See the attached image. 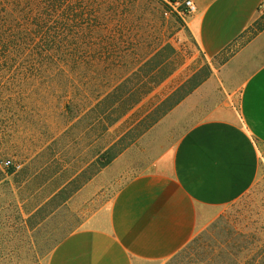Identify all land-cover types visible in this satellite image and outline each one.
Masks as SVG:
<instances>
[{
	"label": "rangeland",
	"instance_id": "obj_1",
	"mask_svg": "<svg viewBox=\"0 0 264 264\" xmlns=\"http://www.w3.org/2000/svg\"><path fill=\"white\" fill-rule=\"evenodd\" d=\"M97 2L105 12L101 14L104 19H96L94 14L70 21L68 27L82 25L85 30L60 38L65 42L62 47L85 51L82 74L68 81V93L61 92L63 82L58 79L34 78L15 56L12 61L0 59V167L4 168L2 163L8 160L15 168L8 184L0 188V258L5 264H33V260L45 264L50 250L129 178L157 160L163 166L168 163L175 143L191 125L228 103L236 106V94L229 99L224 90L227 85L220 78L219 66L230 51L215 59L206 58L182 20L173 14L164 15L159 0ZM111 7L116 10L110 15ZM20 16L10 15L12 19L7 22L13 26L11 30L25 24L32 30L34 21ZM95 24L104 30L114 26V49L108 50L106 35L88 33ZM48 25L57 22L52 20ZM144 40L171 43L180 65L105 131L101 116L84 105L103 89L105 75L116 81L123 67L142 60ZM205 63L211 73L150 125L146 116L150 109ZM111 65L122 68L111 75L107 71ZM116 141L120 153L102 167L100 153ZM263 246L264 164L245 195L201 213L199 229L181 255L161 264H214L219 258L235 255L243 261Z\"/></svg>",
	"mask_w": 264,
	"mask_h": 264
},
{
	"label": "crops",
	"instance_id": "obj_2",
	"mask_svg": "<svg viewBox=\"0 0 264 264\" xmlns=\"http://www.w3.org/2000/svg\"><path fill=\"white\" fill-rule=\"evenodd\" d=\"M193 1L196 10L181 20L206 58L231 52L220 78L236 106L191 125L168 163L157 160L129 178L45 264H161L191 241L201 213L235 202L257 181L264 164V0Z\"/></svg>",
	"mask_w": 264,
	"mask_h": 264
},
{
	"label": "trees",
	"instance_id": "obj_3",
	"mask_svg": "<svg viewBox=\"0 0 264 264\" xmlns=\"http://www.w3.org/2000/svg\"><path fill=\"white\" fill-rule=\"evenodd\" d=\"M97 4V0H15L11 3L0 0V59L12 61L15 56L26 71L31 70L30 74L34 78L58 79L63 82L61 92L68 93V81L82 74L84 68L82 59L85 57V51L81 48L62 47L65 42L60 38L67 33L85 30L82 25L68 27L70 21L85 20L94 14L96 19H104L101 14L105 12H102ZM113 8H110L108 14H114L116 9ZM11 14L21 15L22 20L29 18L34 21L32 30L27 29V24L20 25L15 31L11 30L13 26L7 22L12 19ZM52 20L56 21L57 25H48ZM108 28L104 30V27L95 24L88 28L91 29L88 33L106 35L108 50L111 51L116 46L117 33L113 29L114 26ZM142 47L145 49L142 60L129 65L130 67L128 65L123 67L124 72L116 81L106 79L105 75L103 89L97 91L84 105L86 110L95 111L101 116L105 131L136 108L143 98L162 85L180 65L177 50L169 42L147 43L144 40ZM121 68L111 65L108 66L107 71L108 74L113 75ZM210 73V66L205 63L186 81L162 97L146 115L149 124L153 125L181 102ZM120 151L118 141L104 148L99 156V160H103L102 167L108 165ZM13 174L15 168L11 164L8 167H0V188L8 184V178ZM40 208L42 207L37 211ZM19 216L18 214L16 217ZM183 251L182 249L176 253L173 258H177ZM5 262V259L0 258V264ZM33 262L36 264L37 261L33 260ZM214 264H264V246L243 261L235 255L232 258H219Z\"/></svg>",
	"mask_w": 264,
	"mask_h": 264
},
{
	"label": "built area",
	"instance_id": "obj_4",
	"mask_svg": "<svg viewBox=\"0 0 264 264\" xmlns=\"http://www.w3.org/2000/svg\"><path fill=\"white\" fill-rule=\"evenodd\" d=\"M164 7V15H175L180 19L193 13L196 10V6L193 0H159ZM3 167H8L11 163L6 160L3 163Z\"/></svg>",
	"mask_w": 264,
	"mask_h": 264
}]
</instances>
